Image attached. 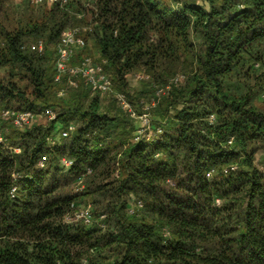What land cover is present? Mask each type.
<instances>
[{
	"label": "trees",
	"instance_id": "1",
	"mask_svg": "<svg viewBox=\"0 0 264 264\" xmlns=\"http://www.w3.org/2000/svg\"><path fill=\"white\" fill-rule=\"evenodd\" d=\"M83 7L0 0V109L36 115L1 126L0 264H264V0ZM90 17L69 63L93 39L106 96L54 78L62 31Z\"/></svg>",
	"mask_w": 264,
	"mask_h": 264
},
{
	"label": "built area",
	"instance_id": "2",
	"mask_svg": "<svg viewBox=\"0 0 264 264\" xmlns=\"http://www.w3.org/2000/svg\"><path fill=\"white\" fill-rule=\"evenodd\" d=\"M35 4H52L59 2L61 6L67 5L69 0H31ZM94 0H84V7L81 11L77 13L78 17L85 16V8L89 6H93ZM96 20L93 18H89L88 21L84 24L74 25L71 27H67L62 31L60 39L56 44V63H55V74L54 78L56 80H60L62 75L68 74V82L70 85H78L79 83H83L85 86L90 87L93 91H111L112 90V81L109 75L104 71L103 66L97 62H95L91 56H84L78 63L70 64L69 61L76 55L77 51L83 48L86 45V38L84 33L93 29ZM33 48H37L41 50L43 48V42L40 40L37 43L32 45ZM140 78H143L144 75H139ZM176 77L174 80H177ZM63 90H59L61 94ZM116 98L120 103L121 107L126 109L131 116L137 117L141 119V126L137 130V134L147 130L149 128V114L147 112V107H145L144 111L139 115H136L135 110L132 107V104L126 96L121 92H116ZM154 103V102H153ZM47 118L51 119L55 117V112L52 108H47L43 112ZM36 115L28 109L25 110H16L13 108H2L0 109V144L5 141L4 135L2 133V123L5 120H11V122L16 126H23L30 121H32ZM73 129V125H70L68 129H64L61 132V135L66 137L70 134V130ZM48 159L47 153H43L38 160V165L43 167L45 165L46 160ZM61 163L64 166H68L72 163L71 159H67L65 157L61 158ZM90 171V168L87 169V172ZM209 174V173H208ZM15 175V173H13ZM82 177H78V184L75 189H80L84 186L82 182ZM12 191L16 189L13 186ZM74 206V203L71 204ZM90 205L82 206L80 208H76L74 211L75 218H82L84 221H89L90 218Z\"/></svg>",
	"mask_w": 264,
	"mask_h": 264
},
{
	"label": "rangeland",
	"instance_id": "3",
	"mask_svg": "<svg viewBox=\"0 0 264 264\" xmlns=\"http://www.w3.org/2000/svg\"><path fill=\"white\" fill-rule=\"evenodd\" d=\"M83 1H84V0H83ZM87 45H88V53H89L90 55H92V59L94 60V58L97 57V50H96L97 48H96V45H95L93 39L88 38V39H87ZM93 57H94V58H93ZM142 74H143L142 71H138V72L132 74V75L129 77V80H130L131 84H132V85H135V86H137V85H141V84L143 83V80H142V78H140L139 75H142ZM106 94H107V93H105V92H102V93H101V95H105V96H106ZM114 97H116V96H114ZM145 100H146V99H145ZM136 120H138V122H139L140 125H141V119L137 118ZM83 204L86 205V204H88V202L82 203V205H83Z\"/></svg>",
	"mask_w": 264,
	"mask_h": 264
}]
</instances>
